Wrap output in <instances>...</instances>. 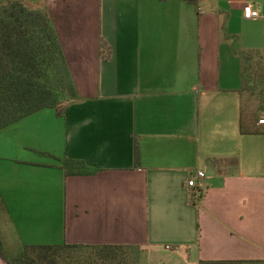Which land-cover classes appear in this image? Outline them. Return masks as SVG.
I'll return each mask as SVG.
<instances>
[{
  "label": "crops",
  "instance_id": "obj_1",
  "mask_svg": "<svg viewBox=\"0 0 264 264\" xmlns=\"http://www.w3.org/2000/svg\"><path fill=\"white\" fill-rule=\"evenodd\" d=\"M45 4L76 97L0 128L5 254L132 244L135 264H264V109L250 106L264 93L243 88L256 73L264 86V0ZM63 158L90 172L65 175Z\"/></svg>",
  "mask_w": 264,
  "mask_h": 264
},
{
  "label": "trees",
  "instance_id": "obj_2",
  "mask_svg": "<svg viewBox=\"0 0 264 264\" xmlns=\"http://www.w3.org/2000/svg\"><path fill=\"white\" fill-rule=\"evenodd\" d=\"M46 0H0V128L43 108L61 114L76 97L67 63L51 24ZM197 3V0H186ZM105 43H101L104 51ZM249 55L243 54V61ZM246 66L243 68V73ZM253 91L256 83L244 75L243 88ZM264 93V86L260 87ZM264 109V96L258 101ZM258 108V109H259ZM139 164L138 143L134 144ZM65 175L90 172L83 161L60 159ZM80 247L89 252L77 253ZM135 249V254L130 250ZM139 247L132 244L85 245L78 243L24 244L18 256L5 254L0 239V257L7 264H135ZM199 264H230V261L201 260Z\"/></svg>",
  "mask_w": 264,
  "mask_h": 264
},
{
  "label": "built area",
  "instance_id": "obj_3",
  "mask_svg": "<svg viewBox=\"0 0 264 264\" xmlns=\"http://www.w3.org/2000/svg\"><path fill=\"white\" fill-rule=\"evenodd\" d=\"M242 10L243 15L247 18H256L260 16L258 10L254 9L251 4H245ZM257 121L260 124H264V113L260 114ZM204 175L205 174L202 170L195 171V173H193L191 177H189V179L187 180V184L193 187L194 191H198V187L201 185Z\"/></svg>",
  "mask_w": 264,
  "mask_h": 264
},
{
  "label": "rangeland",
  "instance_id": "obj_4",
  "mask_svg": "<svg viewBox=\"0 0 264 264\" xmlns=\"http://www.w3.org/2000/svg\"><path fill=\"white\" fill-rule=\"evenodd\" d=\"M202 5L204 6V7H206V3H205V1L202 3ZM98 23V14H97V11H95L94 13H92V18H91V23L89 24L90 25V28L89 29H91V30H96V28H97V24ZM88 24H87V27L89 26ZM54 28V27H53ZM257 74V73H256ZM256 74H253V77L255 78V83H256V88H257V90H258V88L260 89V87L263 85V83L260 81V79L257 77L256 78ZM245 95V98H244V100L247 102V97H246V95L247 94H244ZM258 95H254V97L251 99V104H250V106L251 107H253L254 106V104L257 102L258 103V101H259V99H258V97H257ZM255 100H256V102H255ZM0 148H3L2 147V145H0ZM37 156H39V155H37ZM36 156V157H37ZM8 251L9 250H11V249H7ZM90 251V249L89 248H85V247H80V248H77L76 249V252L77 253H87V252H89ZM22 252V248L20 247V249H19V251H13L12 253H10V251H9V253L10 254H12V256H18L20 253ZM130 252L133 254H135V249H132V250H130ZM114 264V263H113Z\"/></svg>",
  "mask_w": 264,
  "mask_h": 264
}]
</instances>
